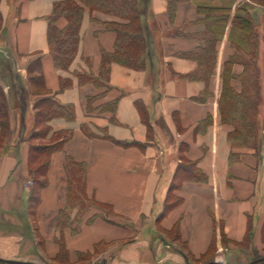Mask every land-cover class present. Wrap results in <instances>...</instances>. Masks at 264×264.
Returning <instances> with one entry per match:
<instances>
[{
    "label": "crops",
    "instance_id": "1",
    "mask_svg": "<svg viewBox=\"0 0 264 264\" xmlns=\"http://www.w3.org/2000/svg\"><path fill=\"white\" fill-rule=\"evenodd\" d=\"M64 1L79 3L0 0L3 32L9 37L7 42L0 41V54L17 60L24 72L20 78L0 73V87L9 106L17 102L19 109L12 108L10 115L12 148L0 151V264L56 262L61 238L71 262L78 260V254L93 253L106 245L114 250L121 246L109 264H188L185 255L201 259L217 242V253L222 249L226 264H231L248 255L233 246L223 250L220 243L241 244L248 237L253 243L251 251L264 259V21L257 23L259 93H251L252 98L258 97V139L248 147H236L230 141L234 127L223 123L220 111L225 63L235 53L229 41L232 21L217 45L213 74L196 80L192 77L203 71L198 62L183 56L204 47L200 35L205 26L196 5L179 4L173 22L168 0H148L142 18L148 40L144 69L135 71L113 63L103 75V51L114 53L117 41L103 24L122 20L87 10L73 67L99 79L102 86H80L72 74L56 69L48 39L49 19L55 6ZM227 1L213 3L220 6ZM231 1L232 17L246 5L255 19L256 0ZM57 26L64 29L68 22L60 18ZM36 61L47 91L39 98L54 97L62 106L73 108L74 118H55L45 126L50 129L48 139L59 133L67 139L51 156L47 187L33 215V187L28 186L30 149L22 143L20 129V115L33 108L20 80H26L25 70ZM244 70L235 64L229 82L239 95L244 90ZM66 78L71 85L63 90ZM67 158L86 167L87 201L105 205L113 214L95 218L97 211H91L78 222L79 210H69L71 228L61 233L57 225L68 205L70 186ZM187 163H194L206 181L183 180L179 169ZM169 197L172 206L161 217ZM157 229L163 236L176 230L187 252L165 249Z\"/></svg>",
    "mask_w": 264,
    "mask_h": 264
},
{
    "label": "trees",
    "instance_id": "2",
    "mask_svg": "<svg viewBox=\"0 0 264 264\" xmlns=\"http://www.w3.org/2000/svg\"><path fill=\"white\" fill-rule=\"evenodd\" d=\"M189 1L196 5L197 13L202 18L205 29L200 39L204 43V47L199 49L194 54H183V56L198 62L201 73L195 74L192 78L208 79L213 74L216 59H217V45L221 42L227 27L231 23V31L229 41L234 50V55L225 63L224 90L220 103V111L222 121L225 124L233 125L234 131L230 134V141L236 147H248L251 143H256L258 139V129L256 124V113L258 105V97L252 98L251 93H259L258 76L259 70L257 60L259 57V46L261 42L260 35L257 29L255 19L248 13L246 5H241L237 8L234 17L233 6L234 2L227 1L220 6H216L213 0H168V15L171 21L174 22L178 5ZM257 1V0H256ZM264 3V0H258ZM257 3V2H256ZM263 5V4H262ZM264 6V5H263ZM148 8V0H79L64 1L55 6L54 13L49 19L48 39L55 61L57 70L72 74L74 78L78 79L80 86L92 84L95 86H102L99 79H95L91 74L86 72H77L74 70L73 64L79 55V48L83 39L82 27L86 11L91 13L99 12L104 15L115 17L122 22L104 23L105 31L113 32L117 36L114 53H106L103 51V75L107 74L106 66L109 64H119L126 68L140 71L145 67L144 55L147 53L148 40L145 32V25L142 18ZM60 18H65L68 26L64 29H59L57 22ZM2 15L0 13V22ZM95 21V19H93ZM35 64V65H34ZM235 64L244 66L243 84L244 90L242 94H237L229 82L234 75L232 68ZM34 66V70L30 67ZM30 69V80L33 86L39 88L41 93L39 96L47 94L45 80L41 73V65L36 61L28 66ZM203 68V69H202ZM38 69V77L34 71ZM32 71V72H31ZM33 73V74H32ZM102 75V76H103ZM12 77V76H11ZM62 80V79H61ZM61 89L69 88L71 79L66 78L62 80ZM46 92V94H44ZM25 94H28L25 91ZM91 100H89L90 102ZM256 103V106H255ZM252 106H255L252 112ZM35 110L38 112V117L42 119V132H45L46 140L49 138L50 129L45 126L55 118H66L72 120L74 118V110L71 107H65L59 104L54 97L40 98L36 103ZM9 103L5 91L0 87V139L8 135L9 125ZM58 135V136H57ZM63 138V141H62ZM52 139L54 142L49 143L43 149L30 148V160L37 159L32 157V153L39 156L45 155L46 160L42 162L37 171L32 172V180L35 184L31 192V208L35 213L40 204V193L47 187L46 175L50 166L51 156L55 152L61 150L62 143L67 139L60 133L54 134ZM128 146V145H125ZM36 156V155H35ZM67 175L69 178V196L67 208L60 213L57 229L62 233L64 229L71 228V219L68 211L78 209L79 213L85 209L89 203L85 197L84 180L86 176V167L84 165H77L67 158ZM32 167V166H31ZM179 171L182 173L183 180L187 179L190 182L206 181L199 170H196L194 163H187L183 165ZM83 179V184L79 183ZM180 179V178H179ZM167 200L165 209L161 214L163 217L171 208ZM89 220L88 222H92ZM77 234V231L73 230ZM224 240V233L222 235ZM246 241H251L247 238ZM60 245V252L56 258L67 255L68 253L63 239L58 240ZM213 245L211 246V248ZM80 255L86 254H78ZM188 264H196L191 262L190 256L185 255ZM263 258H256L252 262L254 264H262ZM251 262V263H252ZM210 264V263H209Z\"/></svg>",
    "mask_w": 264,
    "mask_h": 264
},
{
    "label": "rangeland",
    "instance_id": "3",
    "mask_svg": "<svg viewBox=\"0 0 264 264\" xmlns=\"http://www.w3.org/2000/svg\"><path fill=\"white\" fill-rule=\"evenodd\" d=\"M256 2L257 3H255L254 6H256L257 11H255L254 17L256 19V23L260 24V23H263V21H264V14H263V12H261L262 11L261 6H263L264 3L259 2L258 0ZM3 26H4V17L2 15V20L0 22V41L7 42L8 41L7 39L9 37L7 36L6 33L3 32ZM0 45H3V44H1V42H0ZM7 52L8 51H6L5 53H7ZM16 61H13L11 58L9 59V58L5 57L4 55L0 54V73L2 75L10 76V77L13 75H17L19 78L22 77L24 72L21 71L20 66H18ZM1 66H2V68H1ZM30 68H31V70H34V66H32ZM30 68L28 67L25 70L26 80L25 81L20 80L21 86L24 83V86H25L24 89H25V91L28 94V97L30 99V103H31L30 107L33 108V110L30 108L32 110V112H29L30 111L29 110V111H27V114L20 115V117H22V120H21L22 125H20V127H21L20 129L23 130V131H21L23 133L22 134L23 135L22 136V143H24V142L28 143L29 149L30 148H32V149L33 148L34 149H36V148L37 149H43L45 146H47L49 143L54 142L56 139H47L46 140L45 139L46 138L45 132L43 133L42 132L43 130H41L42 127H44L42 125L43 122H42V119L40 117H38V112L35 110L36 103L40 99L39 94L41 93V91L39 88H36L35 86H33L34 84L32 85V83L29 82L30 74H31L30 70H29ZM34 74L36 75V77H38V75H39L38 69H36L34 71ZM44 94H46V92ZM12 108L13 109L15 108L16 110L19 111L17 102H15L13 104ZM12 108L9 106V114L10 115H11V111L13 110ZM9 125H10V117H9ZM13 137H14V134H12L11 127H10L8 130V135L5 136L3 139H0V151H3V150L9 151L12 148L11 143H12ZM22 143H21V145H22ZM30 157H31V154H30ZM32 157L37 158L35 160L34 159L32 160L31 171L35 172V171H37L39 166L42 164V162L47 159V157L45 155L39 156L38 154H35V153H32ZM32 175H31V181L28 183V186H31L34 188L35 184L33 183ZM79 183L83 184V179H80ZM94 202L95 201H89V203L87 204L85 209H83L79 213L78 217L80 218V220H77L78 222L82 221L84 219V216L88 212H91V211H97V214L94 216L95 218H98V217H100V218L107 217L108 218L113 214L112 210L109 207H107L105 205H101L99 203H94ZM33 215H34V213H33ZM144 231H146L145 228H144L143 232ZM156 233L161 238V244L166 246L165 249L166 248L169 249L171 247L170 249L173 250V248L176 247V249H179L181 251H186V247H187L185 245L186 243L179 241L180 239L178 240L179 236H178V233L176 232V230H173L164 236H163V232L161 231V229H157ZM220 245L222 247H225V249H223V250H228L230 247L233 246L234 248H237L239 251L243 252L245 254V256H246V254L248 255L246 258L245 257L240 258L241 261L240 260L239 261L233 260L234 263H231V264H251V262L257 258V257H255V255L259 256L256 252L251 251V248L253 249L252 240L251 241H245L244 243H241V244L229 243L228 241L224 240L220 243ZM217 246H218L217 242L214 243L209 254H207L205 257L198 259V260L191 259V262H194L196 264H209V263L210 264L211 263L226 264L225 257L222 256L224 252H222V249H221L220 251L222 252V255H221V252L219 255L217 253V251H218ZM119 247H121V246H119ZM119 247H117L114 250V248L110 249L109 246L101 245V246L97 247L93 253H89L86 255H80L78 257V260H76L75 262L70 261L69 255H68V257H67V255H63L62 257L58 258V260L56 262L47 261L46 263H42V264H109L110 256L112 254H114L116 251H119L118 250ZM168 249L166 251H168ZM258 258H260V256ZM252 263H254V262H252ZM228 264H230V263H228Z\"/></svg>",
    "mask_w": 264,
    "mask_h": 264
},
{
    "label": "water",
    "instance_id": "4",
    "mask_svg": "<svg viewBox=\"0 0 264 264\" xmlns=\"http://www.w3.org/2000/svg\"><path fill=\"white\" fill-rule=\"evenodd\" d=\"M262 261H264V259H262ZM9 264H26V263H22V262H17V261H6ZM211 264H222V263H211ZM254 264V263H251Z\"/></svg>",
    "mask_w": 264,
    "mask_h": 264
}]
</instances>
